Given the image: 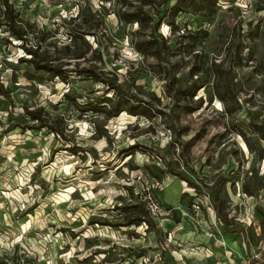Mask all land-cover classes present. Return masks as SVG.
Here are the masks:
<instances>
[{
  "label": "rangeland",
  "instance_id": "obj_1",
  "mask_svg": "<svg viewBox=\"0 0 264 264\" xmlns=\"http://www.w3.org/2000/svg\"><path fill=\"white\" fill-rule=\"evenodd\" d=\"M14 3L0 263L264 264V0Z\"/></svg>",
  "mask_w": 264,
  "mask_h": 264
},
{
  "label": "built area",
  "instance_id": "obj_2",
  "mask_svg": "<svg viewBox=\"0 0 264 264\" xmlns=\"http://www.w3.org/2000/svg\"><path fill=\"white\" fill-rule=\"evenodd\" d=\"M17 0H0V31H2V26L3 25V20L5 18L6 13L11 10L12 8H14V6L16 5L14 2H16ZM31 252L27 251L24 252V254L21 256L20 260H22L21 262L18 263H0V264H32L31 261V257H30ZM253 257H257V255H253ZM243 264H247V263H243Z\"/></svg>",
  "mask_w": 264,
  "mask_h": 264
},
{
  "label": "crops",
  "instance_id": "obj_3",
  "mask_svg": "<svg viewBox=\"0 0 264 264\" xmlns=\"http://www.w3.org/2000/svg\"><path fill=\"white\" fill-rule=\"evenodd\" d=\"M237 246V244L235 242H232V241H228L227 242V245H226V248H223V249H216V256L219 257L220 256H223L222 255V250L224 249H228V250H231V249H234L235 247ZM187 254H189L190 256L192 257H196V258H199L202 256V251H188ZM260 255H261V260H264V249H262V251L260 252ZM217 257H212V261L210 263L212 264H218L220 263L219 262V259H217ZM217 259V260H216ZM256 264H261L260 261L256 262Z\"/></svg>",
  "mask_w": 264,
  "mask_h": 264
},
{
  "label": "trees",
  "instance_id": "obj_4",
  "mask_svg": "<svg viewBox=\"0 0 264 264\" xmlns=\"http://www.w3.org/2000/svg\"><path fill=\"white\" fill-rule=\"evenodd\" d=\"M220 218L225 222V225H228V221L224 216L220 215Z\"/></svg>",
  "mask_w": 264,
  "mask_h": 264
},
{
  "label": "bare ground",
  "instance_id": "obj_5",
  "mask_svg": "<svg viewBox=\"0 0 264 264\" xmlns=\"http://www.w3.org/2000/svg\"><path fill=\"white\" fill-rule=\"evenodd\" d=\"M92 233H93V230L90 229V230H87V232L85 233V235H90V234H92Z\"/></svg>",
  "mask_w": 264,
  "mask_h": 264
}]
</instances>
